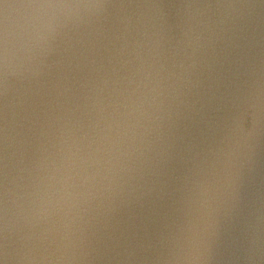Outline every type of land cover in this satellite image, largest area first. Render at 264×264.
Listing matches in <instances>:
<instances>
[{
  "label": "water",
  "instance_id": "95a60500",
  "mask_svg": "<svg viewBox=\"0 0 264 264\" xmlns=\"http://www.w3.org/2000/svg\"><path fill=\"white\" fill-rule=\"evenodd\" d=\"M0 264H264V0H0Z\"/></svg>",
  "mask_w": 264,
  "mask_h": 264
}]
</instances>
